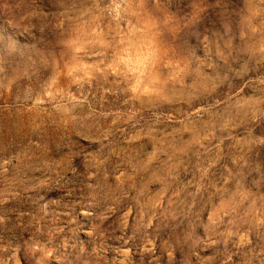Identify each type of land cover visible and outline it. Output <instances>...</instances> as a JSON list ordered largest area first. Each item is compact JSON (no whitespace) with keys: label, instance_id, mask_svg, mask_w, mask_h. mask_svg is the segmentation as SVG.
<instances>
[{"label":"clouds","instance_id":"obj_1","mask_svg":"<svg viewBox=\"0 0 264 264\" xmlns=\"http://www.w3.org/2000/svg\"><path fill=\"white\" fill-rule=\"evenodd\" d=\"M0 264H264V0H0Z\"/></svg>","mask_w":264,"mask_h":264}]
</instances>
